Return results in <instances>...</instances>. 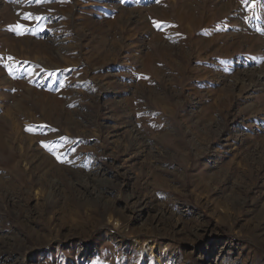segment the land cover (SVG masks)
Segmentation results:
<instances>
[{
    "label": "rangeland",
    "instance_id": "obj_1",
    "mask_svg": "<svg viewBox=\"0 0 264 264\" xmlns=\"http://www.w3.org/2000/svg\"><path fill=\"white\" fill-rule=\"evenodd\" d=\"M0 264H264V0H0Z\"/></svg>",
    "mask_w": 264,
    "mask_h": 264
},
{
    "label": "snow or ice",
    "instance_id": "obj_2",
    "mask_svg": "<svg viewBox=\"0 0 264 264\" xmlns=\"http://www.w3.org/2000/svg\"><path fill=\"white\" fill-rule=\"evenodd\" d=\"M24 19L31 20V19H33V16H32L31 13H29V14H26V15L24 16ZM34 19H36V20H40V19H42V18H41V17H35ZM154 23H155V22H154ZM16 28L19 30V29L22 28V26L19 25V24H17V25H16ZM17 34H23V33H22L21 31H18ZM9 59H11V58H9ZM57 158H58V159H61L60 157H57Z\"/></svg>",
    "mask_w": 264,
    "mask_h": 264
},
{
    "label": "bare ground",
    "instance_id": "obj_3",
    "mask_svg": "<svg viewBox=\"0 0 264 264\" xmlns=\"http://www.w3.org/2000/svg\"><path fill=\"white\" fill-rule=\"evenodd\" d=\"M145 249H146V251H149L150 253H153V251H154V247L153 246H149V244L145 245Z\"/></svg>",
    "mask_w": 264,
    "mask_h": 264
}]
</instances>
